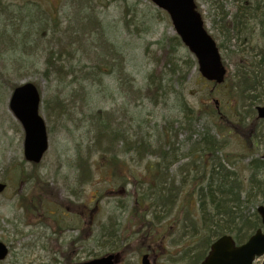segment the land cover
Masks as SVG:
<instances>
[{"label":"rangeland","instance_id":"rangeland-1","mask_svg":"<svg viewBox=\"0 0 264 264\" xmlns=\"http://www.w3.org/2000/svg\"><path fill=\"white\" fill-rule=\"evenodd\" d=\"M28 1L38 5L28 10L41 11L33 21L22 20L27 0L0 5V182L7 185L0 194V242L9 248L0 264H85L109 254L119 256L116 264H141L145 247L153 248L157 263L190 264L182 253L198 239L200 217L190 181L198 177L199 184L209 160L234 173L242 198L253 191L238 212L254 220L264 206V119L250 98L231 102L229 81L212 89L192 53L172 41L177 35L166 12L150 0H90L94 14L73 0ZM195 2L208 32L225 46L220 50L232 78L239 58L261 59L243 37L228 44L224 15L235 10L232 0ZM25 83L41 93L48 136L36 166L24 157L25 132L10 109L14 88ZM257 90L255 96L262 94ZM190 110L201 118H185ZM208 129L220 131L219 149L201 163L200 137ZM168 145L166 201L148 212L156 231L143 249L135 239L140 213L148 210L136 214L135 198L147 191L148 169ZM247 230L242 234L255 232ZM128 245L129 254H121Z\"/></svg>","mask_w":264,"mask_h":264},{"label":"trees","instance_id":"trees-1","mask_svg":"<svg viewBox=\"0 0 264 264\" xmlns=\"http://www.w3.org/2000/svg\"><path fill=\"white\" fill-rule=\"evenodd\" d=\"M1 1L2 0H0V5L2 3ZM73 3L78 5V8L80 9L86 6L87 10L91 9L90 12L94 14V10L90 6V0H73ZM34 4L37 5V2L32 3L27 0L24 5V9L27 12H25V15L21 14L22 20L29 18L33 21L37 16L36 13L38 11L41 13L40 9H38L37 12L32 9L28 10L30 5L36 9ZM232 5L233 7L235 6V10L229 14L230 16L228 13H225L224 15L226 18L230 17V20L225 25L226 27H224L229 33L226 36L227 40H229L228 44L230 45V41L232 40L239 41L240 38L243 37L244 40L250 44L252 50L259 49L261 59L239 58V61L235 63L237 73L233 76L234 79L231 76V72L228 70L226 82L229 81L230 86L227 94L232 99L231 102L236 100L241 101L244 98H250L255 102L254 105L256 107L261 106V104L264 103V0H232ZM12 18L13 17L11 16L8 20H12ZM83 28L85 29L86 26L83 25ZM99 29H101V27ZM103 35H105L104 29L99 30V36L103 38ZM172 41L176 42L177 45H182L178 37H174ZM106 42L108 43L107 39ZM6 44H9L8 38ZM108 44L111 45L110 43ZM224 47L225 46L223 44L219 45V48L221 49ZM238 48H240V46H238ZM53 59V55H50L47 60L48 66H55L56 63L53 62ZM194 65H196L195 62ZM97 68H100V66ZM181 77L184 80L186 78V76L182 75ZM231 79L233 81H231ZM260 87L263 88L262 94L255 96V93L258 91L257 89H260ZM209 113L210 112H208V114ZM211 114L215 115V117L217 116V112L215 110L212 111ZM200 115L201 111L196 112L195 110H190L189 112H185V118L192 119L194 121H198L201 118ZM222 116L225 118L223 114ZM107 126L108 125L105 124L103 125V129H105V131H107ZM216 131L214 132L208 129L201 134V143L206 145V150L203 149L200 156L206 157L208 153H212V155H214L218 151L219 141L217 139V134L220 133V131ZM170 147L171 145H168L169 151L164 150L160 153L162 161H164V157L166 158L172 155L173 150H171ZM112 164L115 165V163ZM160 165L161 163L159 162L155 168L148 169L150 172V184L148 185L147 191L140 193L141 197L137 199L135 198L134 208L136 214L139 212L140 208L141 211H143L146 207L148 210L147 214H145V212L140 213V215L143 214L138 218L141 228L140 233L135 239L137 245H143V249L145 242L146 244H152V238L154 237L153 235L156 231L154 228L156 223L153 222L154 217L151 219L150 213L148 214V212L162 205L163 202L166 201L162 191L163 180L161 177ZM210 165L211 168L208 173L201 175L199 184L197 182L198 177H193L190 181L194 184V188H197L196 204L200 215L197 222L198 227L194 229L195 235H193L198 239H190L188 242L194 243L184 249L182 253V257L186 261H190V264H198L204 258L205 254L209 250V247L217 237L225 234H231L235 236L236 241H243L250 237L249 232H246L248 234H242L244 229L247 228V231H256L262 228L261 220L256 211L253 214L254 220L252 221H250L251 219L248 217H243L242 214L239 215L238 212L240 205L242 204V199H245V202L247 203L253 199V191L246 192L245 198H242L243 192L245 191L241 188L242 185L235 177L234 173L228 171L223 166L221 167V170H218L216 168V162L212 163L211 161ZM43 186L44 187L40 188H43L42 190L44 191L47 187H45V185ZM250 186L256 188L254 183H251ZM156 190H158V192H155ZM155 193H157L156 196ZM153 194L155 196L154 199L150 197L153 196ZM33 207L36 211L41 209L39 206ZM138 250L140 251V248ZM68 261L66 262L67 264ZM70 263L71 262H69V264Z\"/></svg>","mask_w":264,"mask_h":264},{"label":"water","instance_id":"water-1","mask_svg":"<svg viewBox=\"0 0 264 264\" xmlns=\"http://www.w3.org/2000/svg\"><path fill=\"white\" fill-rule=\"evenodd\" d=\"M150 1L169 15L176 34L195 57L201 76L215 85H222L226 79L227 69L217 42L207 31L195 0ZM40 105L41 94L33 83H25L13 90L10 109L24 129V157L32 164H40L49 148L45 121L40 115ZM256 111L258 118L264 119V106L257 107ZM5 189L6 185L0 182V194ZM257 213L264 226V206L258 207ZM8 254V247L0 242V261H4ZM263 256L264 230L258 229L246 243L239 246L230 235L220 237L212 244L202 264H253L256 258ZM115 262L116 256L111 254L86 264ZM141 264H151L148 255L142 257Z\"/></svg>","mask_w":264,"mask_h":264},{"label":"flooded vegetation","instance_id":"flooded-vegetation-1","mask_svg":"<svg viewBox=\"0 0 264 264\" xmlns=\"http://www.w3.org/2000/svg\"><path fill=\"white\" fill-rule=\"evenodd\" d=\"M170 157V156H169ZM169 157H164L163 159H164V161H162V159H161V157H160V159H161V161H160V163H161V167H160V170H161V177L163 176V173H162V168H163V166H164V164L166 163V160H167V158H169ZM209 158V156H206V157H201L200 158V161H201V163H205L203 160H207ZM211 162V160H209V163ZM212 163H214V161L212 160ZM156 166V165H155ZM155 166H153L152 167V169L153 168H155ZM211 168V167H210ZM166 170V169H165ZM150 174V173H149ZM160 219V218H159ZM131 245H128L127 246V248H126V250H122V251H120V253L121 254H123V255H128L129 254V251H130V249H131V247H130ZM211 247V246H210ZM210 247H209V250H208V252H207V254H205V256H204V258L198 263V264H202L203 263V261H204V259L206 258V256L208 255V253H209V251H210ZM120 250V249H119ZM154 252V250H153V248L152 247H150L149 248V251H148V255L150 256V260H151V253H153ZM118 258H119V256H118ZM117 258V261L119 260ZM260 260L261 259H258V261H256L254 264H260ZM151 262H152V264H167V263H157L156 261H152L151 260Z\"/></svg>","mask_w":264,"mask_h":264}]
</instances>
